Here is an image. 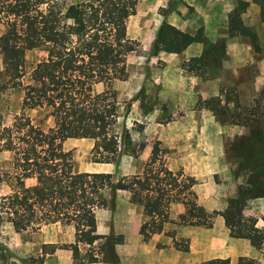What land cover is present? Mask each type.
I'll use <instances>...</instances> for the list:
<instances>
[{"label":"rangeland","instance_id":"1","mask_svg":"<svg viewBox=\"0 0 264 264\" xmlns=\"http://www.w3.org/2000/svg\"><path fill=\"white\" fill-rule=\"evenodd\" d=\"M246 1L241 16L258 36V51L250 37L229 35L228 14L239 0H139L136 12L127 19V33L138 45L127 56V78L113 84L118 100L114 130L120 140L116 161H95L93 138L63 139L75 170H107L116 177L141 171L159 140L167 149L165 163L194 178L200 209L212 221V226L183 223L180 214L186 206L172 204L157 251H151V243L143 242L149 239L142 237V225L150 217L142 206L133 203L127 191L118 190L114 195L107 191V205L96 212L98 231L121 239L115 245L118 258L110 264H147L154 255L158 263L198 264L214 258H207L206 252L194 247L195 243L200 246L202 237L210 239V254L231 253L233 257H222L229 258V264H238L241 257L242 264H264V245L258 248L256 257L249 256V239L230 238L223 218L228 200L237 194L240 184L258 187L264 183V141L251 135L252 127L264 129V2ZM2 9L0 2V34L4 30ZM163 21L189 32L203 27L204 40L179 53L162 51L152 55L156 32ZM46 54L44 47L26 51L25 83ZM2 67L0 53V70ZM24 94L20 86L0 87V130L13 124L21 112ZM208 100L213 108L207 107ZM32 114L35 120L50 122L42 111ZM12 159L11 152H0L2 176L11 169ZM35 181L26 180L28 184ZM7 189L0 182V191ZM244 212L257 217L264 227V196L249 199ZM200 227L206 232L202 233ZM135 229L139 236L129 235ZM189 229L196 230L197 239L189 235L193 233ZM73 231L72 226L61 223L16 231L12 223L0 220V264H72L71 249L57 248L43 255L41 246L44 242L72 240ZM174 238L182 246L188 242L189 250L178 249ZM118 250L125 255L122 261Z\"/></svg>","mask_w":264,"mask_h":264},{"label":"trees","instance_id":"2","mask_svg":"<svg viewBox=\"0 0 264 264\" xmlns=\"http://www.w3.org/2000/svg\"><path fill=\"white\" fill-rule=\"evenodd\" d=\"M0 2L4 22L0 34V87L20 86L25 90L21 112L12 125L0 130V152L13 154L12 167L3 174L6 178L0 174V182L8 186L0 191V220L12 223L16 231L57 223L72 226V240L44 242L41 246L43 255L57 248L71 249L72 264L114 262L118 258L115 245L121 239L97 230L96 212L107 205V191L113 195L118 190L127 191L130 200L142 206L150 217L142 225L144 239L164 230L175 203L186 206L180 214L181 222L212 226L210 217L200 209L194 178L165 163L167 149L159 140L141 171L120 177L107 170H75L70 152L63 145L67 137L93 138L95 161H116L120 140L114 130L118 100L113 84L127 78V56L138 45L127 33V19L136 12L139 0ZM247 4L239 0L229 12V35L250 37L258 51V36L241 16ZM203 40V27L189 32L163 21L156 32L152 55L162 51L179 53ZM40 47L47 54L33 67L25 83L26 51ZM98 85L103 88L97 90ZM207 107L213 108L209 100ZM40 111L49 123L34 119L32 113ZM251 135L264 141L262 128L252 127ZM29 178L36 181L28 184ZM259 196H264V183L258 187L240 184L223 211L230 235L247 238L256 248L264 245V227L244 210L249 199ZM173 242L178 249L189 250L188 242L183 246L176 238ZM81 245L87 248L82 250ZM240 260L238 264H242ZM229 261L215 257L198 264Z\"/></svg>","mask_w":264,"mask_h":264},{"label":"crops","instance_id":"3","mask_svg":"<svg viewBox=\"0 0 264 264\" xmlns=\"http://www.w3.org/2000/svg\"><path fill=\"white\" fill-rule=\"evenodd\" d=\"M258 219V218H257ZM260 223H259V221H257V225L258 226H260V227H263V225H259ZM100 227H99V222L97 221V230L99 229ZM228 227L226 226V229H227ZM205 230V231H204ZM227 230H229V229H227ZM200 231L203 233V232H206V229L205 228H203V227H200ZM99 232V231H98ZM188 232H193V233H191V234H189V235H195L196 236V239L198 238V233L196 232V230H190L189 229V231ZM99 233H101V232H99ZM139 233H138V229H135V231L134 230H131L130 232H129V235H133V236H139L138 235ZM161 236H163V232H160V233H154L150 238H148L149 240L148 241H143V242H150L151 243V246L152 247H150V250L151 251H153V250H156L157 251V241L160 239V237ZM229 236H230V238H235L236 240H238L239 239V237H234V236H231L230 235V233H229ZM143 237V236H142ZM126 238H127V236H126ZM126 238H125V240H126ZM192 238H194V236L192 237ZM201 239V241H200V248L199 247H197V243H195V248L197 249V250H199V251H203V252H206L207 253V258H210L211 256H209V255H213L214 256V258L215 257H217V256H221V257H223V256H227V257H233L232 255H231V253H229V252H226V253H215V254H210L209 253V245H210V239H208V238H206V237H202V238H200ZM215 239H213L212 240V243H213V241H214ZM250 241V240H249ZM241 242V241H240ZM219 242H217V244H218ZM238 243V242H237ZM123 245H124V243H122ZM167 244H168V242H167ZM191 249L193 248L194 249V247H193V245H192V243H191ZM162 251H164V249H162ZM183 251V250H182ZM213 251H216V250H213ZM59 251H57L56 253H58ZM118 252H119V257L121 258V261H122V257L124 258V256L125 255H123V253H121V251H119L118 250ZM257 252H259L258 251V248H256L252 243H250L249 244V249H248V251L246 252V254H248L249 256H252V257H256L255 255H256V253ZM148 254H151V253H148ZM156 254H157V252H156ZM128 255V254H127ZM203 256V255H202ZM212 256V257H213ZM232 261H233V259H231V263H232ZM110 263H113V262H90V263H85V264H110ZM125 264H131V263H129V262H125ZM147 264H166V263H158L157 262V255L155 256L154 255V257L152 256V259L147 263Z\"/></svg>","mask_w":264,"mask_h":264}]
</instances>
